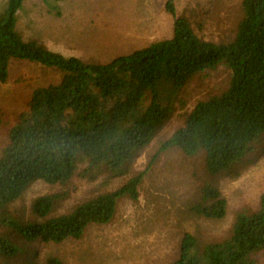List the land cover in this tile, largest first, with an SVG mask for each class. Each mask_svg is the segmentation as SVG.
Returning a JSON list of instances; mask_svg holds the SVG:
<instances>
[{"label":"trees","instance_id":"obj_1","mask_svg":"<svg viewBox=\"0 0 264 264\" xmlns=\"http://www.w3.org/2000/svg\"><path fill=\"white\" fill-rule=\"evenodd\" d=\"M23 3L2 0L0 5V83L8 80L12 61L56 70L60 81L32 91L27 110L19 113L0 149L1 264L27 250L15 241L18 238L23 243L60 244L81 239L88 225L109 224L117 201L126 195L136 200L147 171L171 147L188 158L202 155L209 177L232 171L259 151L264 142V0H242L234 32L218 43L199 38L168 2L166 10L174 18L170 38L106 63H86L36 40H24L17 30ZM221 65L229 71L226 89L198 101L183 127L163 141L146 168L123 186L55 217L48 216L67 196L64 191L37 198L31 208L34 220L21 222L10 214L9 207L33 183L65 188L74 178L94 182L120 170L172 115L183 86ZM213 192L206 189L203 200ZM202 203L206 218L225 216L224 199L210 206ZM261 253L264 193L257 209L236 212L224 241L198 248L195 237L184 234L179 256L171 264H257ZM44 264L63 263L49 257Z\"/></svg>","mask_w":264,"mask_h":264},{"label":"rangeland","instance_id":"obj_2","mask_svg":"<svg viewBox=\"0 0 264 264\" xmlns=\"http://www.w3.org/2000/svg\"><path fill=\"white\" fill-rule=\"evenodd\" d=\"M168 2L177 17L187 19L194 33L209 42L229 39L241 17L242 0H24L17 30L24 40H36L65 57L106 63L170 38L174 18L166 10ZM228 78L229 71L221 65L190 79L178 93L172 115L120 170L94 182L74 178L65 188L33 183L8 211L21 222L34 220L31 208L37 198L64 191L67 196L56 202L48 216L55 217L120 188L146 168L163 141L183 127L198 101L226 89ZM59 81V72L51 68L11 62L8 80L0 83V149L10 126L27 110L32 91ZM209 188L214 192L205 201ZM137 193L136 200L121 197L110 223L88 225L79 240L47 245L16 239L27 250L8 264H44L49 257L63 264H171L179 256L184 234L194 236L198 248L222 242L230 236L236 212L258 208L264 193V142L249 160L213 177L204 172L202 155L188 158L171 147L149 168ZM220 199L226 201L225 216L206 218L200 211L202 202L210 206ZM262 254L257 259L261 260Z\"/></svg>","mask_w":264,"mask_h":264},{"label":"crops","instance_id":"obj_3","mask_svg":"<svg viewBox=\"0 0 264 264\" xmlns=\"http://www.w3.org/2000/svg\"><path fill=\"white\" fill-rule=\"evenodd\" d=\"M263 263H264V254H262L261 260H260V258L257 259V264H263Z\"/></svg>","mask_w":264,"mask_h":264}]
</instances>
